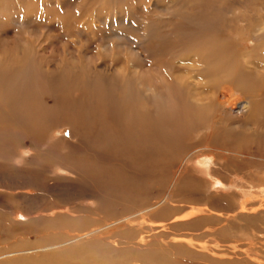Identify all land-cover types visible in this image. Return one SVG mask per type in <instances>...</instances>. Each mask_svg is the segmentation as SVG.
<instances>
[{"label": "bare ground", "instance_id": "bare-ground-1", "mask_svg": "<svg viewBox=\"0 0 264 264\" xmlns=\"http://www.w3.org/2000/svg\"><path fill=\"white\" fill-rule=\"evenodd\" d=\"M122 1L84 0L79 3L81 10L77 15L94 12L95 6L100 5L107 13L100 21L107 23L127 2ZM235 1L239 0H154V6L158 2H171L169 13H162L166 17L163 19H147L149 22L134 39L94 33L91 41L97 42L101 54L88 58L84 67L79 66L83 63L71 65L62 60L54 64L52 60L49 61L50 71H40L41 74L32 65L37 61L34 43L27 41L20 45L4 34V39H0V160L8 166L16 159L24 162L17 154L19 138H29L38 145L44 142V131L49 130L53 122L63 121L70 131L82 134L85 144L55 155L46 154L42 146L31 161L38 158L42 163L47 162L50 173L60 178L58 172L61 171L67 181L75 180V176L96 179L94 185L98 193L90 197L103 206L109 205L104 212L112 207L107 184L118 183L120 200L135 198L130 201V207L137 206L138 210L132 209L133 213L110 224L93 222L84 227L78 223L81 218L74 216L76 211L68 203L81 195L78 188L51 191L66 199L65 205L54 200L42 202L43 197L32 200L16 194L15 205H7L4 210L8 211L0 214V231L22 225V221L14 218L16 212L23 217V223L38 229L58 230L62 220H70L69 226L75 221L83 228L79 230L81 234H73L70 240L60 244H57L58 232L43 235L41 239L46 244L36 248L35 254L29 250L4 253L0 255L2 264L18 256L50 257L42 252L54 254L67 248L63 252L67 253L75 246L106 244L112 240L107 239L111 231H134L135 226L128 220L134 217L137 220L140 215L162 206H169L175 212L172 224L198 232L172 238L166 243L161 240L166 248L173 250L182 245L218 264L234 260L243 264H264V259L257 256L260 249L252 242L257 234L253 229L264 226V154L258 152L260 148L264 152V81H261L264 77V6L259 5L256 10L245 4L243 16L226 19V6ZM38 5H44L39 15L52 21V26L45 27L47 32L58 31V26L68 28L74 23L73 15L65 12L60 16L56 6H46L45 0ZM34 6L37 1H28L24 12L32 8L36 13ZM34 14H20L16 9L11 13L5 3H0V23L7 20L27 24L37 31L45 19H37ZM91 21V17L88 18L85 25ZM251 24H255L254 27ZM92 28L94 26H88ZM232 28L237 32L230 33ZM57 35H61L60 30ZM240 35H244L245 48L241 46ZM72 37L74 50L66 56L76 54L73 59L79 61L85 41ZM128 40L136 45L135 49L126 43ZM123 46H126L124 58L119 54ZM111 55V62L101 64L98 71L85 69L93 61ZM175 67L180 70L175 71ZM254 75L259 80L253 81ZM45 93L52 98L58 115L47 116L37 109ZM192 95L200 98L191 99ZM12 99H24L21 100L23 105L17 107L15 101L8 103ZM57 104H62L60 110ZM193 129L199 130L200 134L195 136L199 146L183 156L179 154L175 162L170 155L159 160L162 147L174 151L181 146L173 143L174 136L188 135ZM202 156H212L214 165L198 168L196 163ZM227 163L232 167L227 168ZM155 165L166 170L170 169L168 166L175 168L166 195L152 204L144 201L140 206V202H136L138 194L134 195L138 188L145 190L150 186V180L158 182L154 175L145 172L146 167ZM212 173L216 174V186L206 180V175ZM144 177H149L146 180L149 182L144 181ZM123 180L128 185H123ZM185 185L203 203L190 204L192 198L180 191ZM96 211L102 213V210ZM210 220H215V224L204 226ZM235 224L238 225L236 230L228 228L230 225L233 229ZM194 237L212 238L213 245L204 247L198 241L193 242ZM137 239L138 243L146 242L140 237ZM77 254L89 257L96 255V251L86 249Z\"/></svg>", "mask_w": 264, "mask_h": 264}, {"label": "rangeland", "instance_id": "rangeland-1", "mask_svg": "<svg viewBox=\"0 0 264 264\" xmlns=\"http://www.w3.org/2000/svg\"><path fill=\"white\" fill-rule=\"evenodd\" d=\"M28 1H37V6H34L36 13L32 8L24 12V8L27 7ZM40 1L41 0H0V3H5L7 9L11 13H13L14 9H16L20 14L26 12L31 14L35 13L34 16H37V19H45L43 22H41V24H39L37 28L41 29H37V31L31 29L29 27L30 25L27 24L18 25L14 23H8L6 22L7 20L0 23V25L6 23L4 28H0L1 40L4 39V34H6L7 38L19 43L20 45L27 41L34 43L37 61H33L32 65L40 74V71L45 73L50 71L51 67L49 61L52 60L55 61L54 64L60 63L62 60L71 65L74 63H83L79 64V66L84 67L88 63V58H90L92 55H98L99 53H102V50L97 47V42L91 41V35H94V33H101L103 35L115 37L131 36L132 39H134L142 30L143 25L146 22H149L147 19L157 17L162 19L166 18L162 15V13H169V8L172 6L171 2L165 4L158 2L156 6H154V0H151L149 3L147 0H127L123 7L114 14L110 21L104 23L100 21H103L107 14L106 9L103 6L96 5L94 12L90 10L78 16L77 14L81 10V8H79V3H82L84 0H45L46 6H56L60 16L66 12L70 14L71 17L72 15L75 17L74 23H71L68 28L66 26H58L57 28L60 30L61 35H57L59 30L57 31L55 29L49 32L46 31L45 27L47 28L53 24L52 21L47 20L46 17L39 15L44 9V5H38ZM106 2L122 3L123 1L106 0ZM245 4L249 8H255L256 10H259V5L264 6V0L235 1L233 4L226 6L225 10L227 13L225 18L227 19L233 15H240L239 17L243 16L241 13L244 12L242 9L245 7ZM90 17L92 21L89 25L94 26L92 29H88L89 25H85V21ZM19 19H21V17H19ZM226 19H223L224 23L226 22ZM254 25L255 24H251V27H254ZM104 32H108V34ZM229 32L235 33L237 30L235 31L233 29L232 31L229 29ZM72 36L85 41V43H83V52L79 61L73 59V56L76 54L71 57L66 56L67 52L74 50L72 43L74 38ZM243 39L244 35H240L241 46L245 48V45L243 44L245 42H243ZM126 43L129 44L131 48H136V45L130 40H128ZM250 45V43L247 44L248 47ZM125 49L126 46H123L119 51V54L122 58H124L123 55L126 53ZM111 60L112 55L108 58L106 57L104 59H98L97 61H93L90 66H86L85 69H90L91 71L96 72L98 71L101 64L106 62L109 63ZM174 70L178 71L180 69L175 67ZM10 71L11 70L6 71L4 74ZM252 80L257 81L259 79L256 75H254ZM262 80L264 81V77L261 78V81ZM68 91L71 94L70 87L68 88ZM192 97L200 98L199 95L190 96L191 99ZM40 99L42 102H40V105H38L37 109H41L43 114L47 116L58 115V111L54 106L53 100L47 93H45L43 98ZM21 100L12 99L8 101V103L15 101L18 107L23 105ZM57 107L60 110L62 108V104H57ZM198 134H200L199 130L193 129L190 130L188 135L174 136L173 143H179L181 146L174 151H169L168 149L162 147L163 151L159 160H164V158L170 155L173 162H175L179 158V154L183 156L189 150L195 149L197 146H199L195 139V136H198ZM81 135L82 134L77 131H70V127L67 123H64L63 121H56L50 125L49 130H46V132L44 131V137L42 138L44 142L38 145L29 138H19L17 141V154L22 156L25 161L20 163V161L16 159L8 166L0 160V214L2 215L5 211H8L4 210L7 205L12 203L15 205L16 200L14 196L16 194L21 197H30L32 200H40L43 197L44 199L42 202L47 203L48 201L54 200V202L65 205L64 203H66V199L52 194L51 191H67L69 187L72 189L78 188L80 190L81 195L76 197L74 200H68V203H71V207L74 209V211H76V214L73 213L74 216H80L78 219H81L78 221V223H81V225L84 227L92 224L93 222H98L100 225L110 224L133 213L131 211H133L132 209L134 208L131 209L130 204L132 202L130 201L135 200V198H132V200L126 198L127 200L125 201L120 200L121 193L117 190L118 183L107 184L108 192H110L112 196V198H110V206L112 205V207L104 212V209L108 208L109 205L108 207L103 206L99 204V202L96 203L95 200L90 197V194L98 193V187L94 185L96 184V179H82L75 176V180L70 181L68 179L67 181L63 179L60 170H58L60 171L58 172L60 178H57L55 175H53V173H50V167L47 162L42 163L38 158L34 159V161H31V158L36 154L37 149L39 150L42 146V151H45V153L48 155L50 153L55 155L61 150L67 151L74 149L75 147L82 146L85 143L81 138ZM258 152L261 155L264 154L261 148ZM17 154L15 153V157H18ZM214 162L215 160L212 156L211 158L202 156V158H199L196 166L202 169L208 167L211 168L214 165ZM228 164L229 163L222 165H225L227 168L232 167L228 166ZM168 167L170 169L167 170L158 165H155V167L145 168V172H150V175H154V178H157L158 182L152 183V180H150L151 185H148L151 186V189H149L150 186H146L145 190L144 187L138 188V193H136L134 197L138 194L136 196V202H140V206L143 205L142 202L144 201H146L147 204H152L156 201H159L166 195L167 188L169 186V179L172 177V173L175 170L174 167ZM107 169L110 170L109 167H107ZM140 172L142 171H139V173ZM135 175L138 176L139 174L136 173ZM215 177L216 174L212 173L211 176L206 175V180L212 182V184L216 186ZM148 178L149 177H144L143 180L146 181ZM122 182L123 185H128L126 181L123 180ZM188 189L189 187L185 185L180 189V191L192 198L189 199L190 204L203 203L201 199L195 198L193 191H188ZM35 196H37V198H35ZM51 197H55V199H52ZM175 205L177 206L178 204ZM30 209H34V206H30ZM136 209L138 210L137 206H135L134 210ZM96 210H102V213H97ZM214 212H217V210H214ZM174 216H176L175 212L170 210L169 206H162L156 211L140 215V218H137V220L135 217L132 220H128L132 225L135 226L134 231H127L126 229L120 230L116 233L111 231L108 234L109 237L107 239L112 238V240L109 239L106 244L98 245L97 243L92 246H75L67 253H63L67 248H64L65 250L60 249L54 254L42 252L43 254H48L50 257H42L41 255L18 256L5 264H218L212 258L206 255L195 253V249L186 248L185 246L181 245V247H176V249L172 250L171 248H166L165 245H163V243H166L172 238H178L188 234L191 235V233L192 235L198 234L197 231L187 229L181 225L172 224L171 222ZM14 218L22 221V225H16L9 230L0 231V255H3L4 253L16 254L23 250H29L30 252H33L32 254H35L36 252L34 251L36 248H43V246L46 244V242L41 239L43 235L51 234L52 232H58L57 244H60L70 240V237L73 234H81L79 230L83 228H80L79 224H76L75 221L73 226H69L68 222L70 220H62L58 230L47 231L42 227V229H38L37 226L23 223V217H21L19 212L14 214ZM85 218L86 220H83ZM213 224H215V220H210L204 224V226ZM100 225L95 226L99 227ZM237 227L238 225L235 224L233 229L230 228V225L228 228L231 230H236ZM114 228L115 227H113V229ZM257 229H253V231H257V234L255 235V240H252V242L256 243V248L260 249V251L257 252V256L264 259V226H260L259 229ZM139 237L146 242L138 243L137 238ZM194 238L192 239L193 242L198 241L199 243H196L203 244L204 247H211V245H213V241H210L212 238ZM161 240L164 242L161 243ZM180 248H182L183 251H180ZM86 249H93L96 251V255H93V253V256L88 257L77 254L79 252H84ZM170 249L171 251H169ZM163 257H168V259H163ZM106 260L108 262L104 263ZM0 264L2 263L0 262ZM223 264L243 263H238L234 260L231 263L224 262Z\"/></svg>", "mask_w": 264, "mask_h": 264}]
</instances>
